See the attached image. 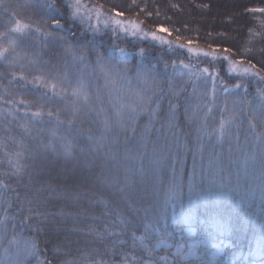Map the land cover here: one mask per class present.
Listing matches in <instances>:
<instances>
[{
	"label": "trees",
	"instance_id": "trees-1",
	"mask_svg": "<svg viewBox=\"0 0 264 264\" xmlns=\"http://www.w3.org/2000/svg\"><path fill=\"white\" fill-rule=\"evenodd\" d=\"M83 4L88 8L103 6L104 15L100 18L101 31L98 34L94 35L87 23L80 24L79 21L73 22L68 19L70 10L67 7V0H56L55 10L49 8L47 0H3V4L0 5V31H6L7 28L11 27L15 19H20L32 26V30L23 37H17L20 45L17 50L23 59L11 69L0 63V97H3L0 100V140L4 142V147L0 148V174L10 171L4 152L18 150L17 142H22L25 146L26 155H31L40 151L41 142L47 143L54 139L51 135L52 132H56L58 136H66L75 145V159L65 161L62 157H52L49 154L50 163L45 171L36 177L37 183L31 186L34 190L40 186V183H44L51 184L56 189L51 195L42 194L41 199L44 201V206L40 208V211L53 214L61 211L71 213V216L61 221L64 229H71L75 226L86 230L91 225L102 231L106 224L110 228H118V222L115 225L111 223L115 220V216L103 215L105 209L102 204H89L88 202L89 198L93 201L104 198L109 201L110 207H119L124 211L126 217H130L127 231L122 237L127 240V244L121 246L118 251L130 252L137 257L147 259L145 252L131 248V233L133 231L137 235L143 233L145 222L143 212L132 216L127 211L126 205L120 201L118 196L113 194L112 189L100 185L92 179H84V177L90 176L85 165L93 163L91 155L86 151V132L91 129L93 134L99 135L102 130L103 115L99 117L92 113L86 117L82 125L85 130L84 135H77L75 132L69 134L66 130L67 125L58 126L55 116L49 118L44 115L40 120L33 122L31 121V112H29L28 117L24 115L25 105L16 103L13 106L6 101H19L21 98L31 101L33 102L31 111H35L38 105L43 104L45 112L48 109H51L53 113L59 110L61 119L67 120L70 117L74 102L77 105L80 103L72 96V88L77 85L78 81L82 80L87 84L91 99L102 86V82L104 83L103 74L96 65V51L108 59L114 54V46L125 48L130 55L123 57L116 53L117 60L120 61L117 67L130 69V75H132L136 65L141 61L138 51L144 49L147 54L144 63L156 74L163 88L164 99L161 102V116H164L167 110L168 99L166 94L169 83L177 89H184L182 102L187 99L191 105L207 103L212 106V112L207 118L209 130L218 126L222 118L229 120L235 114V118L229 125L231 137L234 139V147L231 155L227 150H223L221 158L223 176L220 175V178L222 177L225 182H230L235 186L238 184L243 187L246 185L245 181H248L241 174L243 169L241 162L245 157H248V163H251L253 167L259 168V152L255 149V136L249 128L248 117L252 115L253 109L258 108L261 103L258 90H264V80L260 79V76H264V24L261 23L264 21V14L252 13L247 9L264 7V0H83ZM113 9L123 13V16L117 17L119 19L125 22L135 21L149 33L159 32L163 34L166 40L172 42L171 46L152 40L149 36H133L119 29L113 32V28L117 26L113 25L111 20H109V26L104 27L103 21L114 16ZM13 13L15 16L12 15ZM54 17L63 18L64 26L62 29H57L52 25L51 20ZM91 23H96L95 17ZM157 26L169 29L171 34L157 31ZM35 28H41L44 32H51L53 36L45 39L42 34L35 31ZM255 33L259 34L256 35ZM177 36H180L181 39L177 40ZM53 37H63V39ZM189 41L202 49L218 50L220 53L215 57L203 55L201 59H198L195 66H191L187 60L188 52L185 48L179 47L178 44V42ZM85 44L88 46L84 47ZM67 45H71L78 56L83 52L84 60L74 59L71 53L66 52ZM225 49L230 51H225ZM247 49H251V51H247ZM224 57L242 60L250 65L255 64L256 68L253 71L259 72V75L231 73L228 70L227 59ZM29 59H36L38 62L31 64ZM181 61L189 67L184 68ZM173 62H175V68H173ZM112 63H116V61H112ZM165 63L168 67H165ZM21 65H23L24 74L29 79L33 75L39 74L41 69L48 76H58L64 81L63 86L67 92L62 96H53L50 90L38 88L35 85L21 86L24 82L18 81V79L13 80L11 76L12 71L19 72L21 70ZM204 68H208L209 73H203ZM178 73H184V75ZM189 73H195V75L190 78ZM237 84L240 85L239 88L235 87ZM213 86L215 87L214 93ZM45 91L48 92L47 97L43 96ZM10 111L12 114H9ZM25 122H28L33 128L31 133H25L20 127ZM146 122L147 116L142 117L139 121L140 126L142 127ZM195 126V124H182L183 131L190 133L188 136L190 148L193 144ZM49 128L54 129L51 134L48 133ZM260 130L258 127L257 131ZM237 137L238 148L236 145ZM155 138L156 133L154 132L153 139ZM54 142L59 149V140L55 139ZM134 145L135 139L131 140L127 146L134 147ZM124 147L122 139L120 145L114 150L118 151L122 157ZM81 149L85 150L81 151ZM173 150L175 151V149ZM207 152L208 149L206 148L205 163L207 162ZM253 154L256 156L255 163L251 159ZM181 155L185 158V169L190 170L193 162L192 151L189 150L184 153L181 150ZM99 159H102V156ZM26 162L30 163V161ZM199 163V157H197V164L199 165ZM112 168L110 163L107 166L106 174H111ZM249 168L250 166L246 171L248 173L251 171ZM98 170L97 168L96 171ZM0 179H5L8 183L18 187L21 195L24 194L25 189L18 186L15 179H8L3 175H0ZM239 179L241 180L239 181ZM252 180L254 181V177ZM252 180H249L251 186ZM22 183H27V176L24 177ZM258 183L259 179L257 178L255 184L258 185ZM246 189L249 191L240 192L241 194L247 193L243 204L239 203L240 195L233 193L232 203L239 210L243 227L228 237L232 246L225 249L226 255L235 254L241 261L248 257L250 251L255 250L257 239L261 235L260 224L264 221V202L261 200L259 185L252 187V191L246 185ZM77 193L81 194L79 200L74 198ZM154 199L153 197L145 203L137 204V206L147 207ZM20 207V202L13 197L10 214L16 217L15 223L18 225V231L20 220L27 214V205L24 206L23 212L19 211ZM93 216L98 217V219L93 220ZM57 219L60 220L59 217ZM148 219L151 220V216ZM167 223L169 225L167 231L173 233L169 242H180L181 226L173 224L170 218ZM160 228L161 231H164L163 222H161ZM196 230L198 233L202 231L201 226H197ZM11 234V230H9L8 235ZM22 236L24 238L35 237L41 251L39 257L30 258L29 264H38V260H43L45 255L48 259H53V249L57 245L61 246L63 254L54 259L53 264H60L64 260L82 262L85 255L90 253L93 248H99L103 252L105 245L110 247L111 242V238L103 242L97 241L94 236L88 235L86 231L71 232L64 230L54 233L47 226L44 227L43 232L38 234L29 231L27 226H24ZM155 239L156 237L153 235L149 243H154ZM5 247H7L6 239L0 242V262L3 264H6L9 259L4 254ZM162 254H165L162 248L153 254L152 259L155 264H163L162 261L158 260ZM114 259L119 260V256L117 255ZM219 259L222 260L223 257ZM177 264H201V261L193 258L188 261H177Z\"/></svg>",
	"mask_w": 264,
	"mask_h": 264
},
{
	"label": "snow or ice",
	"instance_id": "snow-or-ice-1",
	"mask_svg": "<svg viewBox=\"0 0 264 264\" xmlns=\"http://www.w3.org/2000/svg\"><path fill=\"white\" fill-rule=\"evenodd\" d=\"M47 2L49 8L55 10L56 0H47ZM2 4L3 0H0V5ZM67 7L70 10L68 19L73 22L79 21L80 24L87 23L94 35L101 31L100 18L104 15L103 6L88 8L83 4V0H67ZM247 11L264 14V7H253ZM113 12L114 16L103 21L104 27H108L109 20H111V23L117 26L113 28V32L119 29L133 36H151L153 40L171 46V41L165 40L156 32H145L139 23L135 21L125 22L117 18L123 16L122 12L115 9ZM93 14L96 19L95 24L91 23L94 18ZM12 15L15 16V13ZM62 19L54 17L51 23L55 28L62 29L64 26ZM126 23L128 27H125ZM261 23L264 24V21ZM31 30L30 24L15 19L11 27L7 28L6 31H0V63L11 69L23 59L17 50L20 46L17 37H23ZM35 31L42 34L45 39L53 36V33L44 32L41 28H35ZM157 31L171 34L169 29L162 26H157ZM255 34L258 35L259 33ZM53 38L63 39V37ZM176 39L180 40L181 37L177 36ZM191 43L189 41V44ZM87 46V44L84 45V47ZM179 47L184 48L185 45L180 44ZM65 51L71 53L74 59L84 60L83 52L78 56L71 45H67ZM200 51L202 50L188 47L189 53H199ZM225 51L230 50L225 49ZM247 51H251V49H247ZM113 53L110 58L106 59L105 55L96 51V65L103 74L104 87L108 89L107 103L111 108V115L106 114L104 98L100 96L99 92L96 94L95 104L100 107L96 111L88 86L82 80L78 81L77 85L72 88V96L80 103L77 105L74 102L70 117L67 120L61 119L59 110L53 113L51 109H48L45 112L43 104L38 105L35 111H31L33 102L23 98L19 101L7 100L6 103L13 106L16 103L25 105L24 115L28 117L29 112H31V121L33 122L40 120L44 115L49 118L55 116L58 126L67 125V132L69 134L75 132L77 135L85 134L82 125L89 114L93 111H96L97 116L104 114L100 134H93L91 129L86 132V151L91 155L93 163L85 165L90 176L84 177V179H92L96 183L112 189L113 194L118 196L120 201L126 205L127 211L132 216L143 212L145 217L143 233L140 235H137L135 231L131 233V248L142 250L148 258L143 259L130 252L118 251L121 246L127 244V240L122 237L127 231L130 217H126L124 211L119 207H110L109 201L104 198L95 201L89 198L88 202L89 204H102L105 209L103 215L115 216V220L111 223L115 225L118 222V228H110L106 224L102 231L91 225L86 230L75 226L71 229H64L61 221L71 216V213L61 211L53 214L40 211V208L44 206V201L41 199L42 194L51 195L56 189L51 184L44 183H40V186L34 190L31 186L37 183L36 177L41 175L50 163L49 154L52 157H62L65 161L75 159V145L72 140L52 132L51 135L54 139L47 143L41 142L38 153L26 155L25 146L22 142H17L18 150L4 152L10 171L0 175L8 179H15L16 184L25 189L24 194L21 195L18 187L8 183L5 179H0V242L7 240L4 254L9 259L6 264H29L30 258L41 255L35 237L24 238L22 236L24 226L36 234L43 232L44 227L47 226L54 233L64 230L71 232L86 231L88 235L94 236L97 241L101 242L111 238L110 247L105 245L103 252L99 248H93L90 253L85 255L82 262L64 260L60 264H155L152 257L156 250L173 247V244L169 242L173 233L167 231L169 218L173 224L181 226V240L187 237L189 242L187 243V250H185L186 246L183 242L174 245L175 251L171 254L172 260L166 255L158 257V260L162 261L163 264H177V261H188L193 258L200 260L201 264H264V221L260 224L261 235L257 239L256 248L249 252L248 257L241 261L235 254L226 255L225 253V249L232 246L228 237L243 227L239 210L232 203L233 193L240 195V204H243L247 196V193H240L238 184L233 186L230 182H225L222 177L218 178L219 173L223 170L221 158L226 140L228 141L229 155L233 151L229 125L235 118V114L229 120L222 118L218 126L209 130L207 118L212 112V106L207 103L191 105L187 99L182 102L184 89H177L169 83L166 94L168 99L167 110L164 116H161V102L164 99L163 88L156 74L144 63V58L147 55L145 50L139 49L138 55L141 57V61L136 65L132 75H130V69L117 67L120 61L116 57V53L123 57L130 55V53L125 48L115 46ZM203 55L215 57V50L203 52ZM224 59H228V57H224ZM112 61H116V63H112ZM37 62L36 59H29L31 64ZM229 63L231 65L229 70L237 71V62L230 61ZM181 64H183L182 61ZM20 67L21 70L19 72L12 71L11 76L13 80L23 81L24 84L21 86L35 85L38 88L50 90L53 96H62L67 92L63 86L64 81L58 76H48L41 69L39 74L33 75L29 79L24 74L23 65ZM165 67H168L167 63H165ZM183 67L188 68L189 65L183 64ZM173 68H175V62H173ZM255 68L256 65L252 64L251 67H245L242 71L259 75V72L253 71ZM202 72L209 73V69L204 68ZM178 74L184 75V73ZM192 75L195 73H189L190 78ZM260 79L264 80V76H260ZM235 87L239 88L240 85L237 84ZM214 92L215 87L213 86ZM258 92L261 103L258 108L253 109L252 115L248 117V124L255 136V149L259 152V188L261 200L264 202V90H258ZM43 96L47 97L48 92L45 91ZM2 99L3 97H0V100ZM9 114H12L11 111ZM144 116H147V122L141 127L139 121ZM182 124L196 125L191 148L188 140L190 133L183 131ZM20 127L25 133H31L33 130L28 122L22 123ZM258 127L261 129L260 131H257ZM154 132L156 133L155 139H153ZM55 139L59 140V149L54 142ZM122 139L125 147L121 157L118 151L114 149L120 145ZM133 139H135L134 147H128L127 145ZM236 145L238 148V137ZM3 147L4 142L0 140V148ZM206 148L208 152L205 164ZM84 150L81 149V151ZM181 150L184 153L189 150L192 151L193 162L190 170L185 169V158L181 155ZM101 156L102 159H99ZM197 157H199V165L197 164ZM251 159L254 163L256 162L255 154L252 155ZM26 161H30V163ZM110 163L113 166L111 174H106L107 166ZM241 166L247 171V156L241 162ZM97 168L98 171H96ZM25 176H27V183H22ZM13 197L20 202V212H23L24 206L27 205V214L19 222V231L17 230L18 225L15 223V215L10 214ZM153 197L155 199L147 207L137 206V204L145 203ZM74 198L79 200L81 194L77 193ZM149 216H151V220L148 219ZM92 219L96 220L98 217L93 216ZM161 222H163L164 231H161ZM197 226L202 228L199 233L196 230ZM9 230L12 233L10 236L8 235ZM153 235L156 239L154 243L150 244ZM201 246L206 250L212 249L208 260H204L198 254L197 249ZM62 254L63 249L57 245L53 249V259H48L45 255L43 260H38V264H53V260ZM117 255L119 260L114 259ZM221 257H223L222 260L219 259Z\"/></svg>",
	"mask_w": 264,
	"mask_h": 264
},
{
	"label": "rangeland",
	"instance_id": "rangeland-1",
	"mask_svg": "<svg viewBox=\"0 0 264 264\" xmlns=\"http://www.w3.org/2000/svg\"><path fill=\"white\" fill-rule=\"evenodd\" d=\"M125 27H128V24L126 23L125 24ZM145 32H147L146 30H144ZM161 32H164V31H161ZM151 33V32H150ZM157 35H159V36H162L165 40H166V37L163 35V34H160L159 32L157 33ZM150 38H151V36H149ZM152 39V38H151ZM153 40V39H152ZM157 41V40H156ZM158 42H160V41H158ZM178 44L180 45V44H184L185 45V50L188 52V47L190 46V47H192V48H195V49H200V50H202V51H200L199 53H197V52H193V53H189L188 52V55H189V57H187V60H189V65H191V66H195L196 65V63H197V61H198V59L200 58H202L203 57V52H209V51H213V50H206V49H202V48H200V47H198V46H196L195 44H193V43H191V44H189V42H185V43H179L178 42ZM220 52L218 51V50H215V56H217L218 54H219ZM230 61H235V62H237V64H236V67H237V71H235V72H232V71H230L229 69H230V67H231V65H230ZM227 65H228V70L231 72V73H233V74H245L243 71H242V69L243 68H245V67H251V65L249 64V63H247V62H245V61H242V60H234V59H230L229 57H228V59H227ZM103 81V80H102ZM102 86L96 91V93H95V95H94V97L92 98V102H93V104L95 105V108H96V111H98L99 110V105H96L95 104V97H96V94H97V92H99V94H100V96H102L103 98H104V108L106 109V114H108V115H111V108H110V106L108 105V103H107V97H108V89L107 88H105L104 87V83L102 82V84H101ZM96 111H93L92 113H94V114H96ZM92 113L91 114H89V115H92ZM102 115H104V114H101L100 116H102ZM99 116V117H100ZM231 127H229V129H230ZM54 129L53 128H49V130H48V133L49 134H51V131H53ZM231 139H232V147H234V139L231 137ZM225 150H227V152H228V141L226 140V142H225V145H224V151ZM206 164V163H205ZM249 165L248 166H250V172L248 173V172H246L245 171V169L243 168L242 169V171H241V174L243 175V177L245 176V178H247V180L248 181H245L246 183V185L248 186V189H251V191H252V187H257L258 185H259V183H258V185L257 184H255V181H256V179L258 178L259 179V174H260V168H255V167H253L252 166V164L251 163H248ZM248 169V168H247ZM220 175L221 176H223V173L222 172H220L219 173V178H220ZM254 177V181L252 180V178ZM240 178H241V175H240ZM241 179H239V181H240ZM249 180H252V186H251V182H249ZM232 184V183H231ZM233 186H235L234 184H232ZM246 185H244L243 187H241V186H239V189H240V192H246V191H249V190H247L246 189ZM180 242H183V243H185V250H187V243L189 242L188 241V238L186 237L185 239H183V240H180ZM180 242H177V243H180ZM170 243H172L173 244V247L172 248H162L163 249V251H164V253L165 254H162V256H168L169 257V259H172V252H174L175 251V247H174V245L176 244V243H173V242H170ZM212 251V249H204V247L203 246H201L199 249H197V252H198V254L199 255H201L202 257H203V259L204 260H208L209 258H210V252Z\"/></svg>",
	"mask_w": 264,
	"mask_h": 264
}]
</instances>
